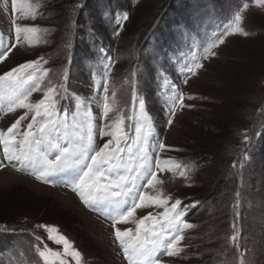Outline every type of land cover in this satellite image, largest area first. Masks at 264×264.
Segmentation results:
<instances>
[{"label": "rangeland", "instance_id": "rangeland-1", "mask_svg": "<svg viewBox=\"0 0 264 264\" xmlns=\"http://www.w3.org/2000/svg\"><path fill=\"white\" fill-rule=\"evenodd\" d=\"M85 1L87 0H74L70 4L62 5L61 10L59 8L57 10L50 6L52 0H39L42 6L38 8L36 18L31 19L30 17L25 18L23 14L24 4L18 6L21 11L14 12L11 0H0V32L4 33L6 41L11 31L14 42V26L11 23L14 17H19L16 22L21 25H34L48 30L37 34V42L34 45L22 42L16 49H13L9 57L0 62V74L26 61L43 56L48 61L43 67L52 69V71L49 72L48 78L41 86L42 89L48 86L49 80L58 84L59 73L64 66H67L68 75L71 78L68 82L72 89L67 83L70 94L95 102L99 95L96 90L98 85L93 90L89 86L88 77H90V70L98 74L97 67L102 72V65L106 64L101 55L99 56L98 44L95 42L96 36L100 35L102 39L109 40L108 43L112 42L116 47L114 51L117 65L108 81L110 88L108 96L111 98L115 92V100L110 99L109 101L113 108V111L109 113V118L115 119L121 112L127 116L131 104L129 93L131 88L128 84H124V77L135 71L134 64L138 57L140 44L147 31L150 32V36L154 32L155 22L168 0H160L159 7L149 23H145L144 16L150 6V0H139L140 2L138 0H100L99 4L97 0L95 5L100 8L101 12L98 27L95 29L93 27L95 22L89 21L83 27L84 35H79V28L82 25L79 22L76 24V17L81 13L80 8ZM244 2H248L249 7L242 13L244 19L241 26L249 35L244 36L242 33L227 35L224 43L213 49L216 55L209 56L202 61L204 68L198 70L196 75H189L188 83H183L182 87L179 86L185 96L183 103L191 107H185L182 110L177 108L172 125L165 126L162 132L160 131L161 122L164 120L167 122L168 115L164 110L159 109L154 96H151V110L146 107L154 124L155 135L151 142L162 140L166 145V148L159 153L153 150V158L158 156L161 161L170 160L173 164L180 163L182 167L187 166V168L184 176L180 175V170H157V178L162 183L147 188L145 191L152 195L157 194L158 191H162L165 196L170 195L169 204L180 199L182 203L179 207L186 210L184 218L196 225L195 228L184 231V240L181 242L184 251L180 256L164 255L161 257V264H239L240 251L244 252L243 258L246 264H264V170L258 176L254 174L253 169V153L254 151L257 153V146L264 132V6H257L252 3V0H190L191 7L186 15L187 24L180 29L181 31H178L175 39L183 36L184 46H186L184 50H187L189 46L191 49V44L188 46L189 39L192 44L198 42L195 47L197 51L187 50L191 62L192 53L197 56L201 55L203 48L214 39L212 34L223 31V24ZM31 3L35 4L37 0H31ZM111 6L128 11L133 9L135 16L133 21L127 25L125 33L117 41L114 40L115 22L110 12ZM192 30L194 31L191 32ZM148 36L144 38L146 50L154 51V38ZM76 43L80 44L83 50L81 53L88 54L87 59L80 66L79 64L72 65L70 62L71 52ZM69 44L71 46L67 47ZM101 54L105 53L102 51ZM91 58L94 61H91ZM141 58L145 59V57ZM141 58L137 72L140 73L142 80V73L146 71L147 66H145L146 60H141ZM100 76L101 74L95 75L96 79ZM183 79L181 78L182 81ZM42 94V92H34L31 101L41 99ZM66 101L68 103L65 100L61 103L70 104L69 107L75 103L72 95ZM145 105H147L146 101ZM22 112L23 110H17V113L7 115L0 113V128L9 127ZM93 113H96L95 108H93ZM214 113L220 115L230 124L229 126H232L223 140L216 141L213 135L207 138L210 140L209 144L215 141L224 147L223 151L227 159L225 168L221 165L218 168L217 166L212 168L214 163L206 160L204 156L202 159L201 152L197 153V148H200L197 137L200 135L198 131L201 130V126L205 130L217 132L214 123L219 116L214 119L212 117ZM27 122H22V130ZM125 124L127 125L126 130L131 135L132 126L127 119ZM245 130L251 137L250 144L243 142ZM257 132L260 134L256 135ZM97 142L103 143V140ZM202 143L206 141L203 139ZM245 152L248 159L243 160L244 166L240 168L239 164ZM0 161L6 165L0 171L9 169L16 174L32 178L43 186L55 189L53 192H47L25 180H9L6 177L7 173L0 175V195L17 189L25 195L40 198L52 209L47 216L39 215V220L15 219L14 222L8 224L0 223V236L11 234L14 237L17 236L19 241V243L17 241L13 244L9 243L7 251L0 252V264H41L33 248L37 243L36 236L42 237L48 247L63 252L62 246L49 240L48 233L43 228H37L36 225L57 226L59 232L72 242V247L80 251V264H128L115 238L112 221L103 214L106 206H102L101 210H92L85 206L78 194L65 186L63 181L66 176L63 174L58 175L52 183L46 184L42 180H37L31 172L16 171L2 154H0ZM234 162L237 163L236 168L232 167ZM218 172H223L221 177H223L224 184L220 188L219 184L222 180L213 176ZM5 180L11 183L2 182ZM237 191L240 192L239 204L234 208ZM207 192H215L216 196L203 201L199 209H195L194 205L191 206L190 202L183 201L194 194ZM76 203L83 206L99 221L100 226L98 227L102 228L105 234L101 230L98 235L90 231L95 222L90 218V214L88 216V214L79 212L76 209ZM163 211L162 207L153 205L137 209L136 217L147 215L149 212L155 216ZM233 223L239 231L235 248L228 239L234 231ZM115 227L122 231L128 228L135 230V224L131 221L127 224H116ZM62 258L67 259L69 264H75L74 258L67 256Z\"/></svg>", "mask_w": 264, "mask_h": 264}, {"label": "snow or ice", "instance_id": "snow-or-ice-1", "mask_svg": "<svg viewBox=\"0 0 264 264\" xmlns=\"http://www.w3.org/2000/svg\"><path fill=\"white\" fill-rule=\"evenodd\" d=\"M13 11L19 12L18 7L24 4L25 18L35 19L37 10L42 5L31 3V0H11ZM257 6H264V0H252ZM249 3L244 2L238 7L227 22L223 24V31L212 35L214 39L197 56L192 53L191 67L186 66L183 83H188L189 75H196L198 70L204 68L202 61L209 56H215L213 51L224 43L227 35L242 33L249 35L241 26L244 17L242 13L248 9ZM19 17L11 21L14 26V42L11 31L8 39L0 32V62L5 61L9 54L22 42L34 45L40 29L34 25H21L17 23ZM129 19V13H117L115 20L119 36V29L123 28V21ZM46 42V41H45ZM71 45H67L70 47ZM106 64L102 65V74L96 79L92 73L93 85H98L95 102L88 98H78L70 94L67 87L69 75L68 67L64 66L58 76L59 83L51 80L48 86L42 89L44 81L52 69L43 67L48 61L43 56L29 60L9 71L0 74V113L7 115L23 110L9 127L0 128V150L4 158L16 171H28L35 175L37 180L52 183L60 174L66 176L65 186L78 194L83 204L92 210H101L106 206L103 214L112 221L115 228V238L119 243L123 256L128 264H161V257H178L184 251L181 242L184 240V231L195 228L184 217L186 210L180 208L181 200L176 199L169 204L171 196H165L162 191L152 195L145 191L156 184L162 183L157 178V170H180V175L186 174L187 166L172 161H161L159 157L153 158L156 153L164 150L166 145L162 140L151 142L155 133L151 115L146 111L145 100L139 93L137 72L131 73V80L126 79L125 84L131 88V104L128 115L121 112L115 119L109 118L113 111L110 99L115 100V92L108 96V78L111 74L114 60L104 54ZM162 88H165V107L171 126L177 108L191 107L183 103L185 96L179 85L171 82L162 74ZM34 92H42V98L32 102ZM72 95L75 101L72 107L61 103ZM191 98V97H190ZM93 108L96 113H93ZM131 124V135L126 130L125 120ZM23 121H28L26 127L21 129ZM260 133L257 132L256 135ZM107 138V139H104ZM103 140V143H98ZM245 144L251 143V137L245 130ZM248 159L245 152L239 167L243 168V160ZM162 165L164 167H162ZM170 166V167H169ZM6 167L0 161V169ZM232 167L236 168L234 162ZM236 208L239 204L240 192L235 193ZM162 207L163 212L158 215L136 217L137 209L151 206ZM238 215V213H237ZM135 224V230L128 228L121 230L116 224L128 222ZM48 233V239L63 248V252L50 248L43 242V238L36 236L37 243L33 246L35 254L41 264H69L63 256L74 258L75 264H80L81 253L72 247L67 239L55 225H36ZM233 234L228 238L235 248L239 231L235 223L232 225ZM239 264H246L244 252L240 251Z\"/></svg>", "mask_w": 264, "mask_h": 264}, {"label": "trees", "instance_id": "trees-1", "mask_svg": "<svg viewBox=\"0 0 264 264\" xmlns=\"http://www.w3.org/2000/svg\"><path fill=\"white\" fill-rule=\"evenodd\" d=\"M74 0H52L50 2V6L52 9L61 10L62 5H65V3H72ZM98 0V4H99ZM139 1V0H138ZM140 2V1H139ZM139 2H136L137 4ZM97 0H87L84 2L82 8H80L81 13L76 17V24L79 22L80 25H82L81 28H79V35H84V25L89 22H95L93 24V27L96 29L98 27L97 23L100 19V8L96 7ZM160 0H150V6L147 8L148 11L145 13L144 20L145 23L151 22L153 18V14H155L157 8L159 7ZM136 4V5H137ZM189 7H191L190 0H168L164 9H162L159 18L156 20V27H153L154 32H152V35H149V31L146 32L144 38L149 35L150 38H154L155 48L154 51H147L145 47V39L143 38L139 51L137 53L138 57L135 61V71L137 72L139 59L141 57V60H146L145 66H147V69L143 74V79H140V73L138 74V79L140 81L139 83V93L141 94L142 98L146 101V107H148L149 110H151L152 106V100L151 96H154L157 100V104L159 106L160 110H164L166 112L165 107V88H162L163 81L161 79L162 74L166 75L168 79L171 82H174L175 84L182 87L183 81L181 78H185L184 72L186 71V66L190 67V57H189V51L187 50H193V52L196 50V45L198 42H195L192 44L191 39L188 42L187 50H184V42H183V36L180 38L175 39V35L178 33V31H181L180 29L187 24V13L189 10ZM125 8H127L125 6ZM89 11V13H87ZM124 11H127L129 13V19L127 21H123V28L119 29V36L117 37L115 35L114 40L117 41V39H120L122 35L127 30V25L133 21L134 14L133 9L131 11H128L124 8H118V7H110V12L113 15V21L114 24V32L117 31V24H116V14L122 13ZM87 17V19H86ZM91 19H90V18ZM192 30L191 32H193ZM184 34V32H183ZM185 35V34H184ZM148 36V37H149ZM97 40L95 39V42L98 44V53L99 56L101 55V58L104 60V55L101 54L103 51L112 59L114 60V65L111 71V74L108 78V81L111 79L112 74L115 71L116 65H117V59L116 54L114 51V48H116L112 42L108 43L109 40H104L99 35L96 36ZM149 38V39H150ZM148 39V40H149ZM76 40V39H75ZM182 47H181V46ZM83 50L80 46V44L76 43L73 46V51L71 52V64H80L83 63L84 60H86L88 55L87 53H81ZM91 61H94V59L91 58ZM107 63V61H105ZM98 63V62H95ZM143 65V64H142ZM141 65V66H142ZM144 66V65H143ZM91 69V66H90ZM152 69V70H151ZM98 74H102V72L99 71L97 67ZM92 70H90V77L89 79V86L94 90L96 87L93 85V78H92ZM95 74V75H98ZM71 79V78H69ZM124 79L131 80V75H126ZM180 80V81H179ZM69 88H70V83ZM125 84V83H124ZM127 85V84H125ZM72 89V88H70ZM97 90V89H96ZM109 84H108V92H109ZM98 91V90H97ZM181 91V89H180ZM131 93V90L130 92ZM68 103V101H65ZM64 104V103H63ZM66 107H69L70 104H64ZM219 116V118H218ZM214 117L215 123L214 125L217 128V132H213L212 130H205L201 126V130L198 131L200 135L197 137V143L199 141V147L197 148V153L200 154L206 158V160H210L209 162H213V167L217 168L221 165L222 168L227 166V159L225 158V149L224 147L219 145L218 143L212 142V144H209L210 140H207L211 135H213V138H216V141L218 139H224L226 138L225 135L229 133V128L232 126H229L226 122V120H223V118L220 115H216L215 113L212 115ZM169 118V117H168ZM161 132L164 130V127L167 126L166 120L161 122ZM158 131V130H157ZM199 138V139H198ZM206 141V143H202V140ZM196 140V139H195ZM258 151L257 153L254 151L253 153V159H254V167L253 169L254 174L260 176L261 171L264 170V132H263V138L259 142V145L257 146ZM205 154V155H204ZM252 159V160H253ZM223 161H226L223 163ZM224 164V165H223ZM258 171V172H257ZM223 172H218L217 174H214L213 176L219 178L222 180V183H220L219 188L223 187L224 184L223 177H221ZM222 189V188H221ZM219 193V192H218ZM216 196L215 192H207L203 194H194L188 199L183 200L184 202H190V205H194L195 209H199L200 205L203 203V201H206L207 199H210L212 197ZM51 207L49 204L44 203L40 198L36 196H30L29 194L25 195L23 192L14 189L10 190L9 192H6L5 194L0 195V223L8 224L11 222H14L15 219H33V220H39V215L42 217L47 216V213L51 211ZM11 234H7L5 236H0V252L7 251V246L9 243H14V241H18V237ZM13 238V239H12ZM1 248H4L1 250Z\"/></svg>", "mask_w": 264, "mask_h": 264}, {"label": "bare ground", "instance_id": "bare-ground-1", "mask_svg": "<svg viewBox=\"0 0 264 264\" xmlns=\"http://www.w3.org/2000/svg\"><path fill=\"white\" fill-rule=\"evenodd\" d=\"M14 171L12 170H9V169H3L0 171V175L2 173H7L6 177L9 179V180H12V179H16V180H25V181H28L30 183H34V185L38 186L39 188L43 189V190H46L47 192H53L55 191L54 188H50V187H46V186H43L41 185L40 183L36 182L35 180H33L32 178H29L27 176H23V175H20V174H16L15 172L13 173ZM9 180H5V181H2V182H8V183H11V181ZM58 191V190H57ZM61 190H59L58 192H60ZM68 193V192H67ZM76 205V209L81 212L82 214H88V216H90V218L95 222V225L93 227H91L90 231L91 232H94L98 235V233L101 232L103 234H105V232H103L102 228L98 227L100 226L99 225V221L96 220V218L89 212L87 211L85 208H83V206L79 205L78 203L75 204ZM90 214V215H89ZM107 233V232H106ZM100 235V234H99ZM108 249L111 250V247L108 246Z\"/></svg>", "mask_w": 264, "mask_h": 264}]
</instances>
